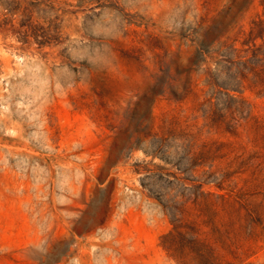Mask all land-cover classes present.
I'll return each instance as SVG.
<instances>
[{
	"label": "rangeland",
	"instance_id": "374dc122",
	"mask_svg": "<svg viewBox=\"0 0 264 264\" xmlns=\"http://www.w3.org/2000/svg\"><path fill=\"white\" fill-rule=\"evenodd\" d=\"M259 70L264 0H0V264H177L201 194L264 264Z\"/></svg>",
	"mask_w": 264,
	"mask_h": 264
},
{
	"label": "trees",
	"instance_id": "16d2710c",
	"mask_svg": "<svg viewBox=\"0 0 264 264\" xmlns=\"http://www.w3.org/2000/svg\"><path fill=\"white\" fill-rule=\"evenodd\" d=\"M255 78V87L264 90V70H259ZM255 125L264 130V120H257ZM251 195L245 190L233 189L226 196H217L215 203L238 207L236 211L239 213L242 210L249 211L248 216L252 217L254 211L248 208ZM198 199L202 208L197 220L190 224H185L180 219L175 220L172 232L165 237V248L177 264H227L225 256L219 252V247L227 248L238 221L232 220L219 227L217 213L213 211L212 214L209 207L213 202L212 195L201 194Z\"/></svg>",
	"mask_w": 264,
	"mask_h": 264
}]
</instances>
